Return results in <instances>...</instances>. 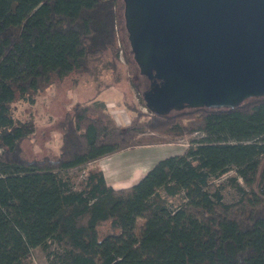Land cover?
<instances>
[{"label": "trees", "instance_id": "1", "mask_svg": "<svg viewBox=\"0 0 264 264\" xmlns=\"http://www.w3.org/2000/svg\"><path fill=\"white\" fill-rule=\"evenodd\" d=\"M120 4L0 0V264H33L36 248L48 264H264V97L166 115L128 104L122 124L98 88L58 122L57 155L23 156L35 125L15 114V103L33 105L72 73L96 78L106 70L121 79ZM139 102L145 106L142 95ZM193 133L199 136L181 153L125 188L91 166ZM78 170L85 176L75 186ZM229 171L233 202L223 201L224 185L216 182Z\"/></svg>", "mask_w": 264, "mask_h": 264}, {"label": "water", "instance_id": "2", "mask_svg": "<svg viewBox=\"0 0 264 264\" xmlns=\"http://www.w3.org/2000/svg\"><path fill=\"white\" fill-rule=\"evenodd\" d=\"M145 107L231 109L264 97V0H122Z\"/></svg>", "mask_w": 264, "mask_h": 264}, {"label": "rangeland", "instance_id": "3", "mask_svg": "<svg viewBox=\"0 0 264 264\" xmlns=\"http://www.w3.org/2000/svg\"><path fill=\"white\" fill-rule=\"evenodd\" d=\"M120 11L122 21L116 25V47L118 49V70L121 79L114 81L111 71H99L98 77L87 73H72L63 80H56L46 87L36 97L33 105L15 103V114L21 119L33 120L35 132L21 144L23 156L39 158L47 155H57L60 145V131L58 122L65 111L76 101H83L96 96L103 99L118 123H127L129 112L128 104L137 105L142 112H147L139 102V97L147 89V79L141 75L133 59V54L127 39L124 26L123 2ZM98 66V65H97ZM101 65L98 66L100 68ZM98 79V80H97ZM196 133L184 135L171 143L140 146L112 156L103 158L91 166L100 168L108 184L114 188H125L136 182L157 161L169 155L179 154ZM233 171L224 174L216 182L223 184V201L233 202L238 198L236 190L230 185L229 178ZM85 176V170H78L72 175L75 186ZM239 182L242 181L239 179ZM175 205L177 199H169ZM55 246H52L53 249ZM33 264H48L46 253L36 248L32 252Z\"/></svg>", "mask_w": 264, "mask_h": 264}, {"label": "built area", "instance_id": "4", "mask_svg": "<svg viewBox=\"0 0 264 264\" xmlns=\"http://www.w3.org/2000/svg\"><path fill=\"white\" fill-rule=\"evenodd\" d=\"M144 109L147 111V108L144 106Z\"/></svg>", "mask_w": 264, "mask_h": 264}]
</instances>
